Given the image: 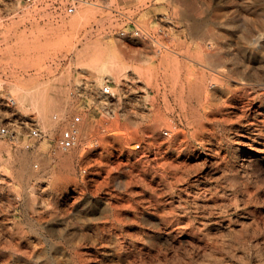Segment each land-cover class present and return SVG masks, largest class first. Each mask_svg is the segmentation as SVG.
Segmentation results:
<instances>
[{"label": "rangeland", "instance_id": "rangeland-1", "mask_svg": "<svg viewBox=\"0 0 264 264\" xmlns=\"http://www.w3.org/2000/svg\"><path fill=\"white\" fill-rule=\"evenodd\" d=\"M41 1L0 0V264H264V0Z\"/></svg>", "mask_w": 264, "mask_h": 264}, {"label": "built area", "instance_id": "built-area-1", "mask_svg": "<svg viewBox=\"0 0 264 264\" xmlns=\"http://www.w3.org/2000/svg\"><path fill=\"white\" fill-rule=\"evenodd\" d=\"M8 4L15 3L16 7L20 10H25L27 8H31L33 6H38L42 2L41 0H7ZM76 2L77 0H70V3H68L65 7V13L72 14L76 9ZM52 6L55 10L58 9L57 0H53ZM132 23V29L130 30L132 35H139L141 33V28L138 26V24L134 23V21H130ZM120 35H125V30L119 31ZM100 96L106 97L110 94V87L108 84H104L99 90H98ZM74 122H77L80 120V117L76 115L74 118ZM26 127V134L34 139H42L45 136V132L43 129L39 126V124L33 120L29 122L28 125L23 124ZM22 127V125H19ZM0 133L5 135L8 133V128L3 126L0 128ZM78 143L76 130L73 128V126L64 128L61 130V133L57 139V146L62 151L69 150L73 147H75Z\"/></svg>", "mask_w": 264, "mask_h": 264}, {"label": "bare ground", "instance_id": "bare-ground-1", "mask_svg": "<svg viewBox=\"0 0 264 264\" xmlns=\"http://www.w3.org/2000/svg\"><path fill=\"white\" fill-rule=\"evenodd\" d=\"M87 8V7H86ZM85 8V9H86ZM81 11H83V10H81ZM87 11V10H86ZM85 11V12H86ZM185 14H186V12H184ZM78 14V13H77ZM86 14V13H85ZM187 15V14H186ZM75 16V15H74ZM210 16V15H209ZM82 17V15H79V16H77V18H74L73 20H72V22H73V24H75L80 18ZM184 17H186V16H184ZM243 17V16H242ZM189 19V18H188ZM220 19V18H219ZM243 19H245L244 17H243ZM200 20V19H199ZM198 20V21H199ZM217 20V19H216ZM252 20V19H251ZM71 21V20H70ZM191 21V20H190ZM247 21V20H246ZM249 21H250V19H249ZM79 22V21H78ZM195 22V21H194ZM193 22V23H194ZM204 22V21H203ZM210 22V21H209ZM216 22V21H215ZM217 23V22H216ZM251 23H252V21H251ZM254 23V22H253ZM71 24V23H70ZM200 23H198V25H199ZM72 25V24H71ZM196 25V24H195ZM205 25V24H204ZM213 25H214V23H213ZM188 26H189V24H188ZM210 26V25H209ZM216 26V25H215ZM243 26V25H242ZM247 26V25H246ZM253 26V25H252ZM203 26H201V28H202ZM213 27V26H212ZM205 28V27H204ZM200 30V29H199ZM256 31V30H255ZM205 32V31H204ZM197 33V32H196ZM195 33V34H196ZM196 36V35H195ZM263 36V35H262ZM193 39V38H192ZM236 39H238V38H236ZM197 40V39H196ZM248 40V39H247ZM207 41V40H206ZM196 42V41H195ZM232 43V42H231ZM205 44V43H204ZM233 45V44H232ZM87 48V47H86ZM90 48V47H89ZM111 48V47H110ZM208 48V47H207ZM254 48V47H253ZM204 49V48H203ZM209 49V48H208ZM234 50V49H233ZM262 50H264V49H262ZM206 51V50H205ZM260 52V51H259ZM85 53V52H84ZM208 53V52H207ZM208 57V56H207ZM228 57V56H227ZM262 57V56H261ZM108 59L110 60V61H113V56H109L108 57ZM209 59H210V57H209ZM240 60V59H239ZM202 63V62H201ZM256 63H254V65H255ZM120 68H122L123 67V65H118ZM200 66V65H199ZM248 66V65H247ZM195 67V66H194ZM200 67H203L204 68V66H200ZM155 68V67H154ZM206 68V67H205ZM194 69V68H193ZM207 69V68H206ZM205 69V70H206ZM241 69V68H240ZM244 69H245V67H244ZM215 70H217V69H215ZM254 70V69H253ZM257 70V69H256ZM259 70V69H258ZM215 72V71H214ZM243 72V71H242ZM218 73H219V71H218ZM255 73V72H254ZM198 74V73H197ZM203 74V73H202ZM224 74V73H223ZM252 74V73H251ZM250 74V75H251ZM199 75V74H198ZM201 75V74H200ZM218 75V74H217ZM249 75V76H250ZM219 76H220V73H219ZM248 76V77H249ZM263 78V77H262ZM189 79H190V77H189ZM195 79H197V78H195ZM202 79V78H201ZM204 79V78H203ZM205 79H207V78H205ZM226 79H230V78H226ZM250 79H252V78H250ZM264 79V78H263ZM240 80V79H239ZM249 81V80H248ZM251 81V80H250ZM203 82H204V80H203ZM213 82V81H212ZM262 82V81H261ZM214 84V83H213ZM241 84V83H240ZM243 84V83H242ZM256 84V83H255ZM261 84V83H260ZM198 85V84H197ZM247 84H245V86H246ZM253 85V84H252ZM257 85V84H256ZM200 86V85H199ZM208 86V85H207ZM255 86V85H254ZM257 86H259V85H257ZM201 87H203V86H201ZM200 87V88H201ZM264 87V86H263ZM193 88V87H192ZM199 88V89H200ZM223 88V87H222ZM187 90V89H186ZM204 92V91H203ZM261 92V91H260ZM264 92V91H263ZM249 93V92H248ZM257 94H259V92L257 93ZM203 95V94H202ZM248 95V94H247ZM194 96V95H193ZM248 97V96H247ZM250 97V96H249ZM23 98H25V96L23 95L22 96V99ZM256 98V97H255ZM197 99V98H196ZM24 100H26V98L24 99ZM246 100V99H245ZM259 100V99H258ZM239 101V100H238ZM253 101H256V100H253ZM31 102H32V104L34 105V107L36 106H38L39 105V103H38V101H36V100H34V99H31ZM200 103V102H199ZM198 103V104H199ZM255 103V102H254ZM263 104V103H262ZM231 105V104H230ZM236 105V104H235ZM242 105V104H241ZM247 105V104H246ZM237 106V105H236ZM245 107V106H244ZM243 107V108H244ZM199 108V107H198ZM204 108V107H203ZM256 108V107H255ZM233 109V108H232ZM195 110H198V109H195ZM229 110V109H228ZM242 110V109H241ZM245 110V109H244ZM207 111V110H206ZM205 111V112H206ZM254 111H256V110H254ZM202 112V111H201ZM200 112V113H201ZM204 112V113H205ZM208 112V111H207ZM230 113V112H229ZM157 114V113H156ZM239 114V113H238ZM245 114H246V112H245ZM47 111L46 110H43V108L41 109V117L43 118V120H45V123H46V126L48 127V129L50 130V132H52L53 131V128H54V124L55 123H51L50 121H48V119H47ZM242 115V114H241ZM186 116V115H185ZM194 116V115H193ZM202 116V115H201ZM158 117V116H157ZM156 117V118H157ZM209 117V116H208ZM215 117V116H214ZM240 117V116H239ZM236 118V117H235ZM244 118V117H243ZM60 119H61V117H60ZM198 119V118H197ZM250 119V118H249ZM54 120V119H53ZM201 120V119H200ZM246 120V119H245ZM193 121V120H192ZM199 121V120H198ZM248 121V120H247ZM206 122V121H205ZM250 122V121H249ZM260 122V121H259ZM157 123V122H156ZM199 123H200V121H199ZM258 123V122H257ZM204 124V123H203ZM218 124V123H217ZM246 124V123H245ZM249 124V123H248ZM250 124H251V122H250ZM260 124V123H259ZM261 124H262V122H261ZM158 125V124H157ZM158 127V126H157ZM201 128V127H200ZM55 129V128H54ZM249 130V129H248ZM233 131V130H232ZM245 131V130H244ZM254 132H256V131H254ZM262 132V131H261ZM232 133V132H231ZM251 133V132H250ZM220 134V133H219ZM50 138H52V134L50 135ZM224 138V137H223ZM261 140V139H260ZM237 142V141H236ZM238 142H239V140H238ZM245 142V141H244ZM247 143V142H246ZM258 143H259V140H258ZM252 144V143H251ZM240 145V144H239ZM244 145H245V143H244ZM247 146V145H246ZM245 146V147H246ZM256 146V145H255ZM209 147V146H208ZM217 147V146H216ZM244 148V147H243ZM34 152V151H33ZM22 153V152H21ZM27 153V152H26ZM61 153V152H60ZM220 153V152H219ZM37 154V153H36ZM36 154H35V156H36ZM38 154H40V153H38ZM42 154V153H41ZM59 154V153H58ZM65 154V153H64ZM68 154V153H67ZM224 154V153H223ZM234 154V153H233ZM27 155V154H26ZM30 155V154H29ZM63 155V154H62ZM228 155V154H227ZM38 156V155H37ZM36 156V157H37ZM50 155H48V157H49ZM55 156V155H54ZM229 156V155H228ZM235 156L236 155H234V158H235ZM18 157V156H17ZM58 157V156H57ZM60 157V156H59ZM59 157H58V159H59ZM64 157V156H63ZM232 157V156H231ZM237 157V156H236ZM27 158H29V157H27ZM51 158V157H50ZM26 159V158H25ZM225 159V158H224ZM228 159V158H227ZM247 159V158H246ZM39 160H40V158H39ZM214 160V159H213ZM219 160V159H218ZM237 160V159H236ZM27 161V160H26ZM40 161H42V160H40ZM46 161H48V160H46ZM50 161H52V160H50ZM49 161V162H50ZM59 161V160H58ZM27 163V162H26ZM46 163H48V162H46ZM205 163V162H204ZM41 164H42V162H41ZM28 165V164H27ZM44 165V164H43ZM51 165V164H50ZM173 165V164H172ZM244 165V164H243ZM30 166V165H29ZM48 166V165H47ZM168 166H169V164H168ZM166 166H164V168H165ZM244 167H246V166H244ZM29 168V167H28ZM163 168V169H164ZM218 168V167H217ZM25 169H27L26 168V164H25V162H23V168H22V172H24L25 173ZM17 170V169H16ZM28 170V169H27ZM34 171V170H33ZM240 172V171H239ZM33 173V172H32ZM230 173V172H229ZM26 174V173H25ZM25 174H23V175H25ZM235 174V173H234ZM263 175V174H262ZM241 176V175H240ZM34 177V176H33ZM245 177H247V176H245ZM35 179V178H34ZM234 179V178H233ZM263 179V178H262ZM29 180H31V179H29ZM255 180V179H254ZM263 181V180H262ZM177 183V182H176ZM236 183V182H235ZM234 183V184H235ZM258 184H260V183H258ZM255 185V184H254ZM251 197V196H250ZM232 207V206H231ZM116 210V209H115ZM111 214V213H110ZM170 214V213H169ZM112 216V215H111ZM125 218V217H124ZM196 218V217H195ZM126 219V218H125ZM124 219V220H125ZM193 219V218H192ZM136 221V220H135ZM162 221V220H161ZM137 222V221H136ZM193 222V221H192ZM116 225V224H115ZM119 225V224H118ZM139 226V225H138ZM162 231V230H161ZM164 231V230H163ZM121 233V232H120ZM128 233V232H127ZM133 234V233H132ZM178 234V233H177ZM175 235V234H174ZM141 236V235H140ZM186 239V238H185ZM91 240V239H90ZM162 240V239H161ZM148 241V240H147ZM91 242V241H90ZM95 242V241H94ZM92 243V242H91ZM162 243H164V242H162ZM160 245V244H159ZM129 248V247H128ZM138 250V249H137ZM77 253H79V252H77ZM103 253V252H102ZM106 253H108V252H106ZM109 254V253H108ZM78 258V257H77ZM33 259V258H32ZM126 259V258H125ZM51 261V260H50ZM104 261V260H103ZM61 262H62V260H61ZM51 263V262H50ZM83 263V262H82ZM53 264V263H52ZM62 264V263H61ZM76 264V263H75ZM89 264V263H88ZM117 264V263H116Z\"/></svg>", "mask_w": 264, "mask_h": 264}]
</instances>
